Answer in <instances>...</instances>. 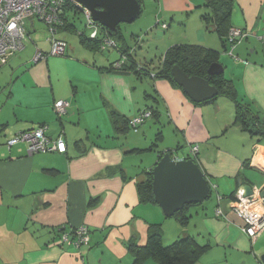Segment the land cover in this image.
<instances>
[{"label": "crops", "instance_id": "obj_1", "mask_svg": "<svg viewBox=\"0 0 264 264\" xmlns=\"http://www.w3.org/2000/svg\"><path fill=\"white\" fill-rule=\"evenodd\" d=\"M207 2L145 0L143 20L125 35L127 46L132 48L128 38L135 45L133 35L149 31L150 50L143 52L142 61L136 58L138 64H155L175 45L219 52L225 71L230 66L228 79L236 85L239 98L264 116V0H234L230 27L249 35L236 45L235 59H242L233 58V63L226 60L229 46L202 20L210 12ZM248 52L258 55L250 57ZM42 53L47 54L41 50L37 54ZM117 59L111 51L94 55L93 63L84 62L87 67L65 60L83 74H69V85L63 89L57 86L61 75L51 71L55 60L48 58L24 73V57L17 54L8 64L11 69L1 74L0 264H134L127 244L135 239L145 247L151 225L162 226L167 245L186 233L209 246L196 264H264V233L255 240L245 235L229 198L240 192L239 180L264 186V143L258 144L235 124L229 99L196 106L170 81L151 77L157 105L163 110L134 131L155 120L166 132L157 150L180 148L187 157L198 145L196 161L216 192L214 203L208 204L212 194L190 209L187 226L169 223L158 205L139 199L138 185L147 179L145 172L159 162L157 150L149 151L154 150L157 135L155 128H143L142 135L123 132L120 120L138 117L145 109L132 88L133 74L98 69ZM58 100L70 103L62 118L53 108ZM163 117L167 125L161 123ZM42 124L48 126L50 138L63 135L65 153L30 155L23 142L9 146L11 139ZM177 155L176 161L186 158ZM80 228L88 231L89 238L82 245L76 236ZM144 264L157 263L148 259Z\"/></svg>", "mask_w": 264, "mask_h": 264}, {"label": "trees", "instance_id": "obj_2", "mask_svg": "<svg viewBox=\"0 0 264 264\" xmlns=\"http://www.w3.org/2000/svg\"><path fill=\"white\" fill-rule=\"evenodd\" d=\"M137 1L142 6V14L138 18V20L134 22L135 24L137 23L138 25L140 23L139 22L140 18H142L144 14L145 0H137ZM233 3L234 0H208L205 6L208 10L210 9V12L202 15V20L205 23L207 30L216 32L217 35L222 39L225 46L228 45L227 33L231 29L230 18L232 15ZM84 13H85L84 8H82L80 5L76 4L75 2L68 0L64 12L61 15L62 16L61 21L63 26L59 28L61 29V31L77 35L79 38V44L81 46H84L89 50L96 52L97 54L100 52L104 55L105 53H110L111 51H115V53H117L118 59L115 62H113L109 67L98 68L100 71L108 72V73H116V74L131 73L135 76L149 75L154 79L168 80L175 87L182 89L175 82L172 75V69L178 66L188 76L190 77L197 76L204 78L208 80L211 86H214L216 90H218L219 94L216 98L204 103H195L187 96L192 104L198 106L200 104L214 103L219 99V97H225L226 99H229L235 105V124H238L240 128L244 132L248 133L252 138H255L258 144L264 143V116H262L260 112L252 110L249 104L244 103L243 100L239 98L236 85L232 80L226 78L225 74L216 75V76H211L208 74V70L213 64H221L219 52L195 45H175L169 48L165 52V54L161 56L157 62H155V64L154 62H150L149 64H138L135 55V53H137V46H135L134 48H129L127 46V41H126L127 39L122 31V26L124 24L118 27L117 33H112L111 31L104 28L98 23L101 26L98 34L92 36V32H91V34L87 36L86 30L88 31L92 27L91 24H89L88 21L85 19ZM81 15H83V18L85 20V27H86V29H83V31L78 30L75 24L76 20L79 18L78 16ZM158 22L159 21L157 20V25H160V22L159 24ZM162 27H163L162 29L164 30L168 29L167 25H163ZM134 28L135 27H132L131 29ZM92 29L94 30V28ZM140 33L141 34L139 35L135 34L136 36L133 35V37H135L134 39H136L137 44L139 45L138 46L139 48L142 46V44L146 42L145 41L147 40L146 36L148 35L149 31L148 32L141 31ZM120 40L124 42L125 47L120 44L119 42ZM107 41H112L114 43L117 42L115 44L116 46L105 47L106 46L105 43ZM146 43H148V40ZM67 48L65 53L67 52ZM42 54L44 55V53ZM45 56L48 55L45 54ZM61 56L64 57L66 56V54H63ZM117 64L119 65L122 64V65L120 68H117L116 66ZM144 112H150L152 115H154V113H158L156 110H152V111L145 110ZM62 117L63 116H61L60 118ZM120 121L122 123L121 127L122 129H124L123 131L124 133H127L131 128H133L130 125V121H131L130 118L127 119L124 118L121 119ZM40 126H45L47 128L46 130V135H47L48 126L44 124L39 125V127ZM60 137H63V135H61ZM57 139H52V140H57ZM162 141H163V133L159 132L157 134L156 143L153 146L154 150L151 149L149 151L157 150V147H159ZM76 144L78 145V147H80L81 142H78ZM179 150L180 148L169 150L167 152L157 150V152L159 153V161L166 154H170L173 159L177 158L176 155L179 152ZM133 152L142 153L144 151L133 150ZM36 154H54V153L38 152ZM196 158L197 155L195 157L191 153H189V156H187L185 160H193L196 164H198ZM247 162L249 163V161ZM152 172L153 170L145 172L147 179L145 180V182L140 183L138 185V193L141 203L144 204L151 203L157 205L152 197L153 195L152 185L154 180ZM212 194H213V189L211 186V195ZM236 194L237 192L231 194L229 198L232 201H234ZM210 198L208 200H210ZM194 206L197 205H193V204L186 205L183 208V210L175 214L174 218H177L182 226L184 227L187 226L190 220L189 211ZM82 244L83 243H81L80 245ZM127 247L130 255L134 260L133 261L134 264H144L145 261L148 259H153L157 264H196L198 263L202 255L206 252V250L209 248V246L200 244L195 237L189 236L186 233H182V235L178 238V240L167 245L164 242V232L161 225L150 226L148 241L145 247H139L135 239L129 242L127 244Z\"/></svg>", "mask_w": 264, "mask_h": 264}, {"label": "built area", "instance_id": "obj_3", "mask_svg": "<svg viewBox=\"0 0 264 264\" xmlns=\"http://www.w3.org/2000/svg\"><path fill=\"white\" fill-rule=\"evenodd\" d=\"M72 1V0H70ZM68 0H0V70L3 65L9 64L10 60L20 51L26 48L25 39L27 29L25 22L39 19L45 22L52 31L53 36L62 25V13L66 7ZM82 7V6H81ZM83 8V7H82ZM85 19L91 24L90 28L92 36L98 34L101 26L93 21L91 13L84 9ZM96 24V25H95ZM89 29V30H90ZM249 34L240 29H230L228 35L229 54L235 59L234 50L237 44L243 41ZM105 47H115L116 43L107 41ZM53 54L61 56L65 54L67 42L64 40H52ZM47 57L43 54H37L34 61L40 62L46 60ZM237 62L239 59H235ZM122 65V64H121ZM121 65L117 64V68ZM70 103L64 100H58L54 103V111L58 116H64L67 113ZM150 112H143L138 117L132 118L130 125L136 128L143 124L144 120L150 117ZM47 128L38 126L37 128L24 132L16 138L9 141V146L12 147L18 143H26L30 155L38 152L50 153H65L66 144L63 137L57 140H52L46 135ZM193 156L199 153L198 145L191 147ZM232 210L243 221L242 232L256 239L264 233V200L260 197V193H254L250 197H245L242 191L238 192L235 200L231 203ZM76 236L79 238L78 244L87 242L88 231L84 228L76 230ZM67 240V237H64Z\"/></svg>", "mask_w": 264, "mask_h": 264}, {"label": "water", "instance_id": "obj_4", "mask_svg": "<svg viewBox=\"0 0 264 264\" xmlns=\"http://www.w3.org/2000/svg\"><path fill=\"white\" fill-rule=\"evenodd\" d=\"M91 13L93 21L112 33L118 32L123 24H133L142 14V6L137 0H72ZM264 53V47H263ZM222 64H213L208 74L222 75ZM175 82L195 103H204L218 96V90L208 80L190 77L178 66L172 69ZM153 200L162 209L167 218H172L186 205L204 204L211 195V185L203 170L193 160L176 161L166 154L153 169ZM240 188L245 197L260 193L264 200V186L242 184ZM264 263V256L261 258Z\"/></svg>", "mask_w": 264, "mask_h": 264}, {"label": "rangeland", "instance_id": "obj_5", "mask_svg": "<svg viewBox=\"0 0 264 264\" xmlns=\"http://www.w3.org/2000/svg\"><path fill=\"white\" fill-rule=\"evenodd\" d=\"M78 17L79 18L76 20L75 24H76L78 30L83 31V29H86L85 20L83 18V15L78 16ZM143 18L144 17L140 18L139 22H141V20H143ZM25 24H26V29H27L26 30L27 35H26V39H25L26 48L18 53V56H20L21 58L24 57V61H25L24 62L25 63L24 73H25V70L27 68H31V67L36 66V62L34 61V58L37 56L38 51L39 50L44 51L47 53L48 56H46V57H48V59L55 60L54 65L51 64V71L53 74L57 73V74L61 75V80L59 83H57V86L59 88L63 89V88H65V86L67 87L69 85V83L66 82V80L69 78L68 77L69 74H71L72 76L83 74V72L77 71L74 67H72L71 64L66 63L65 60L78 61L83 66L87 67L86 64H84V62L87 61L89 63L90 62L93 63L92 59H93L94 55L106 56L108 54V53H105L103 55L100 52L97 54L96 52H93V51L89 50L88 48L81 46L79 44V38L77 35L61 31L60 28H59V31H57V33L55 34V36H53L52 31L49 28V26L45 22L40 21L39 19L34 20V22L27 20L25 22ZM136 26H138L137 23L136 24L133 23L130 25L124 24L122 26V31L125 35H128L127 34L128 31L132 27H136ZM91 32H92L91 30H88V31L86 30L87 36H89L91 34ZM229 33H230V31H228L227 35H229ZM54 39L64 40L65 42H67L68 48H67V52L65 53L66 56H64V57L63 56H57V55H54L52 53L53 52L52 40H54ZM145 41L147 42V40H145ZM119 42L122 46L125 47V44L123 41L120 40ZM146 42L144 44H142L141 49H139V47H138L139 45L137 43L134 45L133 42H131L130 39L128 38V44L132 48L137 46L138 54H137L136 58L138 59V61L143 60V56H144L143 52L145 53V52H148L150 50V48H149L150 44L146 43ZM251 51H252V49H251ZM258 54H255V56H253V54H250L248 52L247 55H249L250 57L251 56L256 57L257 55L259 57H263V53H261L260 51ZM234 56L238 57L236 52H234ZM223 59L224 58L221 59V56H220V63L222 65H223L222 62L225 60V59L224 60ZM239 59L241 60L242 58L240 57ZM226 60L230 61L231 63L234 62L233 57L229 55V52L226 56ZM51 62L53 63V61H51ZM5 67H7V68H5ZM11 67H12V65L11 66H9L8 64L6 66L3 65L4 69L2 68L3 70L2 69L0 70V76L5 71L10 70ZM229 68H230V66L225 71V77L226 78H230V76H231L232 71H230ZM132 78H134V81H135V83H132V88L135 89V91L137 92V99L139 101L138 103H139L140 108L145 109L147 111L156 110L157 112H159L158 109H160V111L163 110V108L161 109L160 106L157 105L158 102H156V99H155V90H154L155 87H154V84H152L153 81L151 80V76H149V75H146V76L145 75H142V76L133 75ZM219 100H228V99H226L225 97H219ZM232 104L235 108L234 103H232ZM246 104H249V106L251 105L249 102H246ZM224 117L229 118L230 115L228 116L226 114V116H224ZM158 118H159V116L157 118H154V119H158ZM234 120H235V118H234ZM222 121H223V118H222ZM214 122H216V121H211V123H214ZM161 123H163V124L165 123L167 125V122H166L164 117H163ZM233 126H234V124H233ZM163 127H165V126H163ZM143 128H145L146 131H148V129H150V128H155V130H156L155 134L156 135L159 132H163L164 135L166 134L165 130L162 127H160L155 122V120H149L147 122V124L141 126L136 131H134V129L131 128V130H129L128 133L133 134L136 132L138 135H142L143 134V131H142ZM66 129L72 130V128H70V126H66ZM223 130H224V128H222L221 131H223ZM167 140L169 141V138ZM178 153H179L180 158H184V156L186 157V155H187L186 150H183V151L179 150ZM176 157H178V156L176 155ZM258 174L260 175L261 173H258ZM215 196H216V192H214L212 199L208 202V204L214 203ZM168 222L169 223H171V222L175 223V222H179V221L177 218L173 217V218H170Z\"/></svg>", "mask_w": 264, "mask_h": 264}, {"label": "bare ground", "instance_id": "obj_6", "mask_svg": "<svg viewBox=\"0 0 264 264\" xmlns=\"http://www.w3.org/2000/svg\"><path fill=\"white\" fill-rule=\"evenodd\" d=\"M52 52V51H51ZM45 55V54H44ZM48 58V57H47Z\"/></svg>", "mask_w": 264, "mask_h": 264}]
</instances>
